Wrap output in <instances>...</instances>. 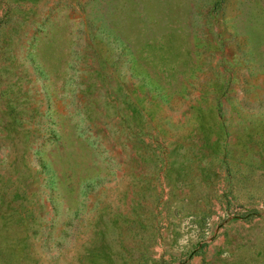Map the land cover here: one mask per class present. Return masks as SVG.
<instances>
[{
	"label": "rangeland",
	"instance_id": "1",
	"mask_svg": "<svg viewBox=\"0 0 264 264\" xmlns=\"http://www.w3.org/2000/svg\"><path fill=\"white\" fill-rule=\"evenodd\" d=\"M0 264H264V0H0Z\"/></svg>",
	"mask_w": 264,
	"mask_h": 264
},
{
	"label": "trees",
	"instance_id": "2",
	"mask_svg": "<svg viewBox=\"0 0 264 264\" xmlns=\"http://www.w3.org/2000/svg\"><path fill=\"white\" fill-rule=\"evenodd\" d=\"M218 1H220V0H218ZM218 3V2H217Z\"/></svg>",
	"mask_w": 264,
	"mask_h": 264
}]
</instances>
